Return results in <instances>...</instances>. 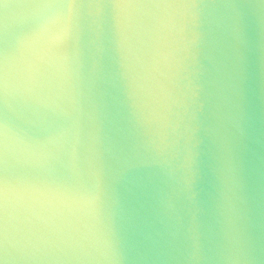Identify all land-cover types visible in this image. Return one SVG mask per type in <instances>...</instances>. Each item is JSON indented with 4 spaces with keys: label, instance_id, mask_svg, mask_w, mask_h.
Wrapping results in <instances>:
<instances>
[{
    "label": "water",
    "instance_id": "1",
    "mask_svg": "<svg viewBox=\"0 0 264 264\" xmlns=\"http://www.w3.org/2000/svg\"><path fill=\"white\" fill-rule=\"evenodd\" d=\"M0 0V264H264V0Z\"/></svg>",
    "mask_w": 264,
    "mask_h": 264
},
{
    "label": "snow or ice",
    "instance_id": "2",
    "mask_svg": "<svg viewBox=\"0 0 264 264\" xmlns=\"http://www.w3.org/2000/svg\"><path fill=\"white\" fill-rule=\"evenodd\" d=\"M74 4V0H72V3H70V7H69V14H68V23L69 25L71 24V20H72V5Z\"/></svg>",
    "mask_w": 264,
    "mask_h": 264
}]
</instances>
